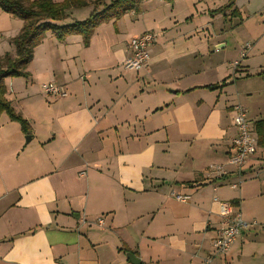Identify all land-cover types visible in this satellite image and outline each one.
I'll return each mask as SVG.
<instances>
[{"label":"crops","instance_id":"crops-1","mask_svg":"<svg viewBox=\"0 0 264 264\" xmlns=\"http://www.w3.org/2000/svg\"><path fill=\"white\" fill-rule=\"evenodd\" d=\"M176 1L166 26L161 17L144 21L143 2L106 21L119 37L108 45H95L102 23L86 46L80 35L52 36V50L43 52L57 63L43 83L67 96L52 101L46 116L31 64L28 78L4 80L5 97L31 134L24 142L20 128L0 126V264H131L127 254L139 264H264V235L255 228L225 256L212 253L219 205L236 203L245 219V202L264 198V148L253 127L264 116V38L247 45L241 64L226 65L220 25L237 9L234 26H244L241 0L222 14L215 11L230 0H189L180 17ZM145 32L155 35L148 62L123 70L129 41ZM250 51L260 55L256 68L247 62ZM211 85L217 88H205ZM235 105L247 108L256 147L239 172L227 163ZM217 166L225 177L215 178ZM176 195L190 199L180 203Z\"/></svg>","mask_w":264,"mask_h":264},{"label":"rangeland","instance_id":"rangeland-1","mask_svg":"<svg viewBox=\"0 0 264 264\" xmlns=\"http://www.w3.org/2000/svg\"><path fill=\"white\" fill-rule=\"evenodd\" d=\"M85 1L88 4L87 7L82 8V9L80 8V9L68 10L67 17L62 22L64 25H67L68 23L72 24V22H75V21H79V20L82 21V20L87 19L91 14L95 12L94 10H96V12L101 10L102 8L101 6H103L104 4H108L112 0H85ZM147 1H150V2H147ZM217 2H221V0H218ZM224 2L225 1H223V3ZM223 3H220L219 5ZM263 4H264V0H241L238 6L240 10L242 11V16H243L242 22L244 26H242L241 28H237L234 26L239 20L238 17L232 18V20L230 19V21L227 20L223 25H220V28H221L220 30H223L224 34L226 32L227 38H228L227 47L225 48L223 52L224 53L223 61H226L225 62L226 65L229 63V61L231 62L236 61L234 65L237 63L239 64V62L237 61H240V64H241V62L246 60V59L245 60L240 59V55L242 53L247 54V51L243 52L245 46L252 44L253 40L255 39L258 40V39L264 38V5ZM142 5H148L147 7L149 10L148 11L146 9L149 14L147 17H145L144 19L145 22L149 23L152 19L157 20L158 18L161 17L163 19L161 25H165V26L168 25L169 23L168 17H170L169 15L171 14L170 5H174V3L173 4L168 3L165 0H146V1H143ZM185 5H190L189 0L187 1L177 0L175 2L174 11L176 14H174V16L180 17L179 13H184V11L186 10ZM219 5H214V7H212V5H205V6H207L208 8H215ZM155 6H157L158 8V16H157V12L151 14V10H153ZM142 13L145 16L146 11ZM139 17L134 16V15L130 16L129 14L125 19L130 18L133 20ZM202 22L203 21H200V23ZM107 23L108 22H104L102 23L104 25L99 26L100 29L98 30V33L96 32L98 35H97V40H95V45H97V43H99L100 41H103L108 45V44H111V42L117 41V38H119L114 35L113 29L111 28L110 24H107ZM170 23L173 25L172 21ZM22 24L23 23L17 18L4 14L0 10V59H2L4 55L15 57L16 47L13 44L12 39L18 34L17 32L21 29ZM200 38L204 39L202 34L200 35ZM64 40H62V42ZM45 48L52 50V35L49 32L45 33L40 44H38V46H36V48L34 49L32 61L30 62L31 65L29 64L30 69L32 70L31 75H33L34 73L37 75V78L35 77L34 80H36V82H38L39 85L49 84V83H43V82L49 81L52 76V62L55 61V63H57L56 60H52L51 54L48 56H46L47 54L46 55L44 54L43 51L45 50ZM240 49L242 51H240ZM239 51L241 52L240 55L238 54ZM34 55H35V59H34ZM247 59H248L247 62L251 66V68H256V66L260 62L259 61L260 55L254 54L251 56V51H250ZM76 63L78 66V62ZM48 68H50V70ZM31 70H29L28 74L31 72ZM93 79H94V76H91L90 81H93ZM50 83H52V81H50ZM40 88L41 87H39V89ZM40 96L42 97V99L40 100V98H37L36 100L43 102L45 110H41L40 105H39L38 106L39 114L40 116H46L48 115L47 114L48 107L52 106V104H54V102L52 101L56 99L52 98V100H49L47 99L49 96L46 95L47 97L46 98L42 94H40ZM261 96H262L261 93H259V95L253 94V99L255 100V102H259L261 99ZM30 103L34 105L37 102L32 100ZM2 115H1L2 117L0 116L1 117L0 126L3 125L2 126L3 131L11 132L12 130L16 131V129L18 130L20 128V125L18 123L11 122L9 119L6 120L8 117L5 114H2ZM23 137H24V142H26L27 135H23ZM30 145L34 146L35 142H32ZM176 196H186V195H176ZM245 205H246L245 212H243L245 213V216H246L244 219L245 222L251 223V221L248 219H255L254 222H256L257 224L264 223V198L263 199L251 198L245 202ZM253 231H258L259 233L261 232L260 234L264 235V230H261L259 228H255V230Z\"/></svg>","mask_w":264,"mask_h":264},{"label":"trees","instance_id":"trees-1","mask_svg":"<svg viewBox=\"0 0 264 264\" xmlns=\"http://www.w3.org/2000/svg\"><path fill=\"white\" fill-rule=\"evenodd\" d=\"M143 1L145 0H112L101 6V10L97 12L94 10L95 12L87 19L64 25L62 22L66 19L68 10L87 7L88 4L85 0H62L60 2L53 0H0V10L23 23L18 34L12 39L16 47L15 57L4 55L0 59V116L5 114L11 122L20 125V130L24 135L30 134L31 129L28 122L20 113L15 111L5 97L7 90L4 80L29 77L26 69L32 61L34 49L40 44L45 33L49 32L58 41H62L68 36L80 35L83 45L86 46L97 26L108 20L117 19L126 12H137L138 6ZM165 1L171 2V0ZM235 1L230 0L228 4L215 12L222 14L231 10ZM230 15L233 18H239L237 9L232 10ZM205 88L216 89L217 86L211 85ZM253 127L257 136V146L264 148V116L261 120L256 121ZM249 230L242 232L235 241ZM228 251L224 255H216L215 257H223Z\"/></svg>","mask_w":264,"mask_h":264},{"label":"built area","instance_id":"built-area-1","mask_svg":"<svg viewBox=\"0 0 264 264\" xmlns=\"http://www.w3.org/2000/svg\"><path fill=\"white\" fill-rule=\"evenodd\" d=\"M155 43V35L151 32H145L138 37H134L129 41L128 56L122 63V69L128 71H138L145 67L149 60V50ZM249 46H246L244 51H248ZM245 54H241L244 58ZM236 66L238 65L235 64ZM44 95L49 96V99H61L67 96L63 87L53 83L43 84L41 86ZM247 108L242 105H235L233 107V124L235 128V135L231 140V155L227 163L231 165L235 172H239L244 167L247 160L252 156L255 151V140L252 137L249 123L247 121ZM215 178L221 179L227 175V171L222 166H217L215 171ZM240 184L238 181L230 186L235 189ZM175 200L185 203L189 200L188 196H176ZM219 215L222 219V226L217 231L216 238L213 241L212 249L213 255H224L229 247L233 244L236 237L242 232L250 228H259L264 230V223L257 224L252 221L247 223L241 216L239 208L235 204L221 203L219 205ZM103 223L102 218L97 219V224L100 226ZM207 260L204 264H208Z\"/></svg>","mask_w":264,"mask_h":264},{"label":"water","instance_id":"water-1","mask_svg":"<svg viewBox=\"0 0 264 264\" xmlns=\"http://www.w3.org/2000/svg\"><path fill=\"white\" fill-rule=\"evenodd\" d=\"M28 140L29 138H26V142H28ZM126 257L131 264H139V261L132 254H127Z\"/></svg>","mask_w":264,"mask_h":264}]
</instances>
